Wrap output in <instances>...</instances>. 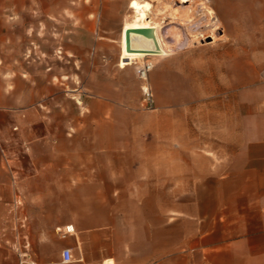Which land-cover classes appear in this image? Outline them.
Listing matches in <instances>:
<instances>
[{
    "label": "crops",
    "instance_id": "crops-1",
    "mask_svg": "<svg viewBox=\"0 0 264 264\" xmlns=\"http://www.w3.org/2000/svg\"><path fill=\"white\" fill-rule=\"evenodd\" d=\"M30 3L0 0V214L8 220L0 229H16V238H0V264H170L171 224L183 237L176 264H264V97L250 109L243 87L234 122L202 144L186 131L183 91L175 106L154 100L155 109L140 111L139 83L123 62L144 52L123 42L146 44V34L121 31L117 69L129 73L133 96L114 75L107 88L105 75L95 91L86 87L80 64L66 75L75 115L65 106L58 117L50 105L41 128L40 80L19 61L18 12ZM9 138L27 140L28 166L8 159ZM23 214L26 224L18 221ZM154 231L161 232L159 252ZM64 248L72 254L67 263Z\"/></svg>",
    "mask_w": 264,
    "mask_h": 264
},
{
    "label": "rangeland",
    "instance_id": "rangeland-1",
    "mask_svg": "<svg viewBox=\"0 0 264 264\" xmlns=\"http://www.w3.org/2000/svg\"><path fill=\"white\" fill-rule=\"evenodd\" d=\"M129 1L31 0V5L19 8L23 29L18 45L24 51L19 61L31 69L41 85L39 108L42 117L35 121L37 126L43 128L49 124L50 105L56 108L53 114L58 117L63 116L64 111L59 109L65 106L75 115L73 101L77 95L66 75L79 71L80 64L84 65L86 87L95 91L97 76L105 75L107 88L110 85L108 77L114 75L124 85L127 96H133L135 88L129 73L119 74L117 69L121 68L118 65L121 31L133 35L145 33L146 44L153 46L143 50L142 60L133 61L131 52L124 56L123 64H129L125 71H131L139 83L140 111L151 110L141 104V81L135 74V67L148 60L153 64L148 82L154 100L172 102L175 106L177 93L183 91L188 116L186 131L190 136L199 134L202 144H207L210 132H219L234 122L243 87L249 89L250 109L264 97V0H139L150 3L149 17L158 26L161 42L157 40L156 27L136 31L141 21L137 20L138 11L128 6ZM16 14L14 8L12 15ZM161 43L167 47V54L162 56ZM74 84L81 86L77 76H74ZM31 110L32 105L25 108L30 119ZM20 126L14 122L10 129L17 132ZM5 143L9 144L8 159L28 166L31 152L27 140L9 138ZM16 144L20 145L17 149ZM3 153L4 159L6 152ZM14 168L18 170L17 166ZM14 176L17 178L16 172ZM31 186L27 184L23 193ZM166 201L171 205L178 200ZM16 216L10 214L8 218L17 222ZM6 219L0 214V223L7 222ZM18 221L26 224L28 216L23 214ZM165 233L170 264H176L181 257L178 249L182 231L171 224ZM160 234L154 231V252L160 251L156 246ZM0 238H16V229H0Z\"/></svg>",
    "mask_w": 264,
    "mask_h": 264
},
{
    "label": "built area",
    "instance_id": "built-area-1",
    "mask_svg": "<svg viewBox=\"0 0 264 264\" xmlns=\"http://www.w3.org/2000/svg\"><path fill=\"white\" fill-rule=\"evenodd\" d=\"M153 67L152 62L148 60L142 61L135 67V74L141 81V104L145 109H154V95L151 86L148 82V74ZM72 232V226H65V233ZM64 234V233H63ZM61 260L64 263L72 260V254L69 248H64L61 252Z\"/></svg>",
    "mask_w": 264,
    "mask_h": 264
},
{
    "label": "bare ground",
    "instance_id": "bare-ground-1",
    "mask_svg": "<svg viewBox=\"0 0 264 264\" xmlns=\"http://www.w3.org/2000/svg\"><path fill=\"white\" fill-rule=\"evenodd\" d=\"M130 7H132L133 9H135L136 11H138V15H137V20L141 21V23H139L136 26V31L137 32H142L146 27H156L157 30V40H161V35L158 32V26L154 21H151V17H149V12H150V3L148 2H141L139 0H131L130 1ZM208 13H210L208 11ZM153 14V13H152ZM161 42V41H160ZM129 44L133 47L136 48H142V50H146L149 48H153L152 45L149 44H145V43H138L136 41H129ZM161 47V53H167V47L165 44L161 43L160 45Z\"/></svg>",
    "mask_w": 264,
    "mask_h": 264
}]
</instances>
